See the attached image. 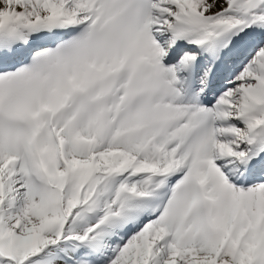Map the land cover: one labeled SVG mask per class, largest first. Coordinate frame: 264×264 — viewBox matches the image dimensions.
I'll return each mask as SVG.
<instances>
[{"label": "snow or ice", "instance_id": "1", "mask_svg": "<svg viewBox=\"0 0 264 264\" xmlns=\"http://www.w3.org/2000/svg\"><path fill=\"white\" fill-rule=\"evenodd\" d=\"M0 264H264V0H0Z\"/></svg>", "mask_w": 264, "mask_h": 264}]
</instances>
